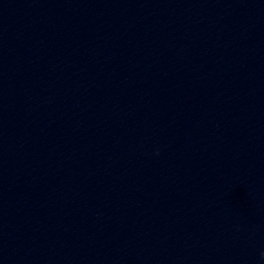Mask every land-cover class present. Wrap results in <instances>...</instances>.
Returning <instances> with one entry per match:
<instances>
[{"label":"clouds","instance_id":"9594fccd","mask_svg":"<svg viewBox=\"0 0 264 264\" xmlns=\"http://www.w3.org/2000/svg\"><path fill=\"white\" fill-rule=\"evenodd\" d=\"M261 258L264 259V252L261 253Z\"/></svg>","mask_w":264,"mask_h":264}]
</instances>
